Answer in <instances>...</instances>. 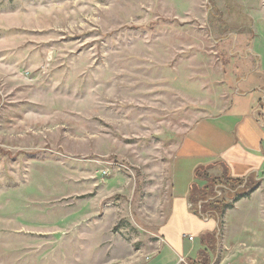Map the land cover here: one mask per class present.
Masks as SVG:
<instances>
[{
  "label": "rangeland",
  "instance_id": "374dc122",
  "mask_svg": "<svg viewBox=\"0 0 264 264\" xmlns=\"http://www.w3.org/2000/svg\"><path fill=\"white\" fill-rule=\"evenodd\" d=\"M263 102L264 0H0V264H167L181 145ZM241 193L217 264H264V173Z\"/></svg>",
  "mask_w": 264,
  "mask_h": 264
},
{
  "label": "crops",
  "instance_id": "0c3cea01",
  "mask_svg": "<svg viewBox=\"0 0 264 264\" xmlns=\"http://www.w3.org/2000/svg\"><path fill=\"white\" fill-rule=\"evenodd\" d=\"M241 106L237 105L217 120L201 123L180 147L178 164L183 175L179 178L184 192L170 201V212L160 233L164 244L161 251L167 256V264H177L181 258L195 260L202 248V236L219 232L217 223L215 229L210 230L192 219L189 197L197 170L208 169L216 177L226 173L231 179L245 181L264 173V125L253 112V105L243 109ZM174 220L186 223L184 230L188 234L182 233L179 237L176 225H172ZM186 235L197 238L200 247L191 245Z\"/></svg>",
  "mask_w": 264,
  "mask_h": 264
},
{
  "label": "trees",
  "instance_id": "16d2710c",
  "mask_svg": "<svg viewBox=\"0 0 264 264\" xmlns=\"http://www.w3.org/2000/svg\"><path fill=\"white\" fill-rule=\"evenodd\" d=\"M195 178L196 181L204 182L205 185L202 188H200L197 183H194L191 186L189 202L192 206L200 208V210L198 209L199 211L193 210V213L196 216L201 217L203 220L216 221L219 225L220 232L222 217L229 205H227L226 201L219 200V194L227 192L233 195L232 199H236L242 195V193L238 194V190L242 189L243 183L247 180H234L226 173L223 177L212 178L208 175L206 169L204 168L196 171ZM245 194H248V192ZM219 232L214 234L207 233L202 236L200 240L202 248L198 252L196 259H189L188 264L218 263L217 258L219 257V247L221 241Z\"/></svg>",
  "mask_w": 264,
  "mask_h": 264
},
{
  "label": "built area",
  "instance_id": "2783aa9c",
  "mask_svg": "<svg viewBox=\"0 0 264 264\" xmlns=\"http://www.w3.org/2000/svg\"><path fill=\"white\" fill-rule=\"evenodd\" d=\"M193 239L192 238H190V241H192Z\"/></svg>",
  "mask_w": 264,
  "mask_h": 264
}]
</instances>
